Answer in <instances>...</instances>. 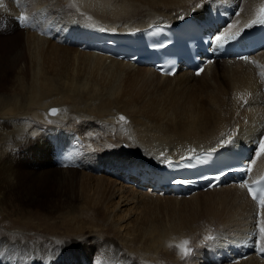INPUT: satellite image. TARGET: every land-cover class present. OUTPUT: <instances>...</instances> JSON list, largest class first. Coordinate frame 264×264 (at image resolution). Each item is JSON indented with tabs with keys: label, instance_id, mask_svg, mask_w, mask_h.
<instances>
[{
	"label": "bare ground",
	"instance_id": "1",
	"mask_svg": "<svg viewBox=\"0 0 264 264\" xmlns=\"http://www.w3.org/2000/svg\"><path fill=\"white\" fill-rule=\"evenodd\" d=\"M216 1L0 0V218L14 214L11 224L26 228L22 216L42 209L41 226L58 237L47 246L0 238V264H212L210 252L254 227V204L234 186L164 199L162 189L144 192L116 174L221 143L251 146L246 139L264 120V51L254 56V67L218 60L201 76L181 70L169 78L22 30L14 19L22 13V25L52 28L59 38L72 29L126 34L202 18ZM222 1L240 8L233 32L264 6V0ZM52 107L76 116L51 115ZM119 110L129 118L121 120L126 115ZM52 138L81 143L80 169L59 167L69 155L57 157ZM151 199L195 213L146 216L140 207ZM148 225L151 233L143 231ZM184 241L187 258L178 247Z\"/></svg>",
	"mask_w": 264,
	"mask_h": 264
},
{
	"label": "rangeland",
	"instance_id": "2",
	"mask_svg": "<svg viewBox=\"0 0 264 264\" xmlns=\"http://www.w3.org/2000/svg\"><path fill=\"white\" fill-rule=\"evenodd\" d=\"M16 15L18 16L19 14H15V16ZM25 15L28 17L27 13H25ZM20 64H19V66H24L23 62H21ZM219 64L222 65V62L219 63ZM132 65H134V64H132ZM7 77L9 79L11 78L13 80L14 79V74L7 73ZM1 80H2V83L4 84L3 79L0 78V82H1ZM2 94L7 95L6 92H4ZM170 98H172V97L171 96L167 97L166 103H168ZM52 108H56L58 110V113L55 116L60 115V113L63 116H65L64 112H68L69 116H72V117L76 116V111L75 110L72 111V110L69 109L70 110L69 111L68 108H66L65 111L62 112L61 108H57V107H52ZM119 112H120V110H119ZM85 114L87 115L89 113L85 112ZM121 114L126 115V116H124V119L127 120L129 118V117H127V115H129L128 113H121ZM64 118L67 119V116H65ZM78 118H80V117L78 116ZM19 153H20V151H19ZM21 154H23L22 151H21ZM163 198L165 199V196H163ZM148 203H149L148 204V206H149L148 208L140 207V209L143 211V214L146 215V216H155V217H157L159 219H165V220L170 219L171 220L173 215H176L177 217H180L182 212H183V210L186 213L191 214V215H193L195 213L190 208L175 209V205L169 204L167 202H161V201L158 202V201H155V200L151 199V200H148ZM44 208H45V205H44ZM34 210L36 212L32 211L31 214L22 216V217H24V216L25 217H24V219H21L22 220L21 222H26V223H28L30 225V226H27L26 228H24L23 225L19 226L18 224H11L17 218L15 217L14 214H13L14 216L13 215L9 216L8 214H6L4 212L1 215L2 218H0V238L6 237V238H10V239H17V240L22 241L24 243L25 242L26 243L30 242V243H34V244H36V243L42 244L43 243L42 245H45V246L52 245V244L56 243V241L58 240V237L56 235L54 236L55 232H51V230L48 231V228L41 226V224L45 220L42 221L40 216L37 214V212L42 213V209H34ZM39 225L41 227H39ZM143 231H148L149 233H151L152 231H151L150 225H148L147 229L143 230Z\"/></svg>",
	"mask_w": 264,
	"mask_h": 264
},
{
	"label": "snow or ice",
	"instance_id": "3",
	"mask_svg": "<svg viewBox=\"0 0 264 264\" xmlns=\"http://www.w3.org/2000/svg\"><path fill=\"white\" fill-rule=\"evenodd\" d=\"M255 23H261L264 24V6L261 7L260 13H259V17L257 20L253 21V24ZM251 27V25H249ZM231 27H235V25H231ZM216 41L219 42V47L223 48L230 40L235 39V36L233 35H216L214 38ZM243 59L247 60V57H242ZM262 77H264V73H261ZM53 114H55V112L57 110L53 109ZM121 120H124V117H121ZM259 151L256 153L257 156L260 155H264V138H261L260 142H259ZM232 170H246V171H251V168L248 167L247 169H245L243 166H241V168L239 169H223L221 174H227V172L232 171ZM218 174L217 178H219ZM173 183H187V181H181L179 179L177 180H173ZM242 187H248L246 184H242ZM249 193L252 194V198L254 200H257L259 202L260 205V209H261V219H260V234H261V238L264 239V188L260 189L259 192H254L253 189L251 187L248 188ZM208 239H212V237H208ZM188 241H184L182 245H179L178 247L180 248L181 254L187 258L190 256V250L188 248Z\"/></svg>",
	"mask_w": 264,
	"mask_h": 264
},
{
	"label": "water",
	"instance_id": "4",
	"mask_svg": "<svg viewBox=\"0 0 264 264\" xmlns=\"http://www.w3.org/2000/svg\"><path fill=\"white\" fill-rule=\"evenodd\" d=\"M53 110V109H52ZM52 110H50V112H49V114H51V115H55L56 113H57V111L55 112V114H53V111ZM56 110V109H55Z\"/></svg>",
	"mask_w": 264,
	"mask_h": 264
}]
</instances>
